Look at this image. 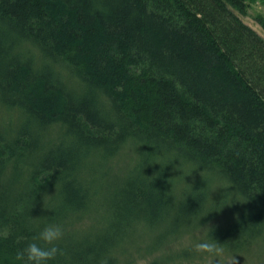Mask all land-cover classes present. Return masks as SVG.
<instances>
[{"label": "trees", "instance_id": "trees-1", "mask_svg": "<svg viewBox=\"0 0 264 264\" xmlns=\"http://www.w3.org/2000/svg\"><path fill=\"white\" fill-rule=\"evenodd\" d=\"M249 1L0 0V264L47 223L64 228L48 264L264 238V39L233 12Z\"/></svg>", "mask_w": 264, "mask_h": 264}, {"label": "clouds", "instance_id": "clouds-1", "mask_svg": "<svg viewBox=\"0 0 264 264\" xmlns=\"http://www.w3.org/2000/svg\"><path fill=\"white\" fill-rule=\"evenodd\" d=\"M63 236L64 228L61 224L47 223L31 238V242L18 250L15 259L19 264H48L63 254L59 246ZM192 251L200 258L206 259L208 264H220V245L211 238L197 241ZM232 264H236L234 258Z\"/></svg>", "mask_w": 264, "mask_h": 264}, {"label": "rangeland", "instance_id": "rangeland-1", "mask_svg": "<svg viewBox=\"0 0 264 264\" xmlns=\"http://www.w3.org/2000/svg\"><path fill=\"white\" fill-rule=\"evenodd\" d=\"M236 16L247 26L253 29L258 35L264 39V31L261 29L257 22V17L264 14V6L260 0H250L248 2V8L245 14H241L236 10H233ZM229 219L228 212L223 213L221 216H218L215 220L210 222V225H226ZM201 230L188 232L183 238L176 242L177 246L189 247L197 237L200 236ZM194 234V235H193ZM253 249L249 250L245 254H237V256L222 254L218 257L220 264H232V260L236 261V264H264V238L258 240L252 247ZM157 255V254H156ZM155 254L148 256L144 259L137 261V264H148L156 256ZM179 264V263H178ZM180 264H208L206 259L194 258L190 261H185Z\"/></svg>", "mask_w": 264, "mask_h": 264}]
</instances>
